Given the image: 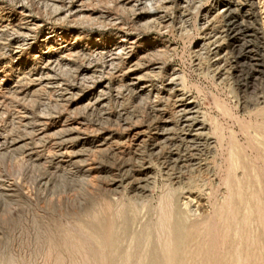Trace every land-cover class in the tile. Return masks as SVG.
<instances>
[{
  "label": "rangeland",
  "instance_id": "374dc122",
  "mask_svg": "<svg viewBox=\"0 0 264 264\" xmlns=\"http://www.w3.org/2000/svg\"><path fill=\"white\" fill-rule=\"evenodd\" d=\"M226 1L0 0V264H264V73Z\"/></svg>",
  "mask_w": 264,
  "mask_h": 264
},
{
  "label": "bare ground",
  "instance_id": "6f19581e",
  "mask_svg": "<svg viewBox=\"0 0 264 264\" xmlns=\"http://www.w3.org/2000/svg\"><path fill=\"white\" fill-rule=\"evenodd\" d=\"M253 8H254V2L252 0H228L222 5L221 11H218L219 14L221 13V16L224 20V27H225L226 36H228L230 39H232L231 41H234L233 42V43H235L234 50H236V52H237V57H238V59L243 61L242 65L244 67H246L245 70H241L239 72V79H241L245 82H251L254 79L256 80L257 75H259V74L261 75L262 73H264V54H263L262 47L260 46L259 41H258L257 30H255L252 26H249L250 20L253 19V13H254ZM237 63H238V60H237ZM240 68H242V67H240ZM246 87L247 86H245V88ZM192 108H193V106H192V102L190 101V99L185 98V96H183L182 100H180L179 110L186 113L188 115L187 117H189V116L191 117V115L194 112V111H192ZM185 117H186V115H185ZM192 117H194V116L192 115ZM193 121L195 122V120H193ZM194 124H195L194 132H196L198 134L200 132H203V129L205 128V125L203 122L196 121V123H194ZM234 184H235V182H234ZM235 187H236V185H235ZM168 195L166 196V198L164 200H162V202L158 206L159 212L161 213V216L158 219L157 226L160 229L161 228L162 229L159 231L160 233H157L158 234L157 238L159 241H164L167 244V246H170V245H174V243H173L174 241H173V239H171L172 236L170 237L169 235H171L172 233H174L175 235H179V234H181V232L184 231L185 227H184L183 223L185 222L187 215L186 214L182 215V217H181L182 222H180L179 224H175L173 230H171L170 228L167 227L166 218L171 217V215H172V211H173L172 205H173V201H174L171 194L169 193ZM234 196L236 197V200L241 204L242 202L240 199V192L238 191V189H236ZM221 213L222 212L219 213L220 214L219 217L221 216ZM257 216H259V220L263 224V227H264L263 216H262V213L260 211L257 212ZM245 222H246V220H245ZM166 230L168 231V234H167L168 236L164 235ZM222 235H223V237H221V238L223 239L222 241L224 242L226 239V237H225L226 236V225L225 224L223 225ZM169 237H170V239H169ZM131 246H133V244H132V242H129L128 247H131ZM167 253H168V251H167ZM254 255L255 254L250 255V256L254 257ZM206 257L207 256H205V253H203L200 256V259L205 260ZM256 258H259V255ZM242 262H243V264H261V262L249 263L248 261H244V260ZM229 263L230 264H236V262L233 260L232 256H230Z\"/></svg>",
  "mask_w": 264,
  "mask_h": 264
}]
</instances>
